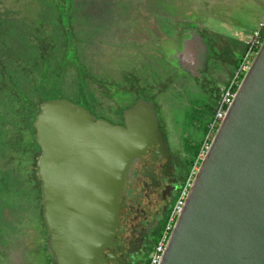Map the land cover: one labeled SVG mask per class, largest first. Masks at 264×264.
I'll use <instances>...</instances> for the list:
<instances>
[{"label": "water", "instance_id": "95a60500", "mask_svg": "<svg viewBox=\"0 0 264 264\" xmlns=\"http://www.w3.org/2000/svg\"><path fill=\"white\" fill-rule=\"evenodd\" d=\"M121 119L113 125L65 98L38 106L35 177L53 264H100L113 243L125 183L159 134L154 107L144 99ZM159 264H264V39L199 165Z\"/></svg>", "mask_w": 264, "mask_h": 264}, {"label": "rangeland", "instance_id": "374dc122", "mask_svg": "<svg viewBox=\"0 0 264 264\" xmlns=\"http://www.w3.org/2000/svg\"><path fill=\"white\" fill-rule=\"evenodd\" d=\"M53 1L0 0V17L5 20L8 18L17 19L16 30L7 40L12 54L10 59L13 60L9 65L11 71L14 74H23L21 69L17 67V59L22 58L21 52L26 46L35 50V47L30 45V41L23 38L25 35H29L35 41L38 32L37 30L33 31L34 24V27L39 24L43 32L51 38L54 46L53 58L56 63L60 61L64 52L66 36L63 32L66 29L71 30L76 40L75 58L83 72L90 76V78L85 79L86 91L95 96L98 111L107 112L109 107H115V104L105 96L106 89L102 83H108L106 79H109L110 84L115 85L118 91H122V87L130 91L131 86L135 84L141 88L146 86L145 93L148 95L149 91V94L154 97L161 108L170 140L175 149L178 150L176 155L180 157L179 161L182 160L187 167L189 159L192 156L195 159L197 156L207 134L206 126L213 116L212 112L207 118L209 120L202 124L203 128L191 124L200 119L197 108L205 103V99L216 97V93L213 91L214 82L211 80L213 78L211 72L202 73L205 82L201 83L197 80L196 86L201 90V93L195 94L192 88L196 83L188 76L167 66L163 61L161 50L167 48V45L165 39L161 41L160 38L165 34L173 37L175 31L173 27L167 25L168 23H163V28L158 29H154L155 27L150 25H139L136 26L137 28H133L134 30L125 28L129 20L134 19L132 22L142 20L140 14L143 10L140 11V6L146 0L65 1L64 9L68 6L65 10L68 17L63 19L65 28H61L63 24L62 26L59 24V10ZM260 1L228 0L225 5L221 4L222 1L212 3L213 6L211 7L214 9L209 12L210 14L218 13L221 17L226 18L227 16L229 20L233 21V23L222 24L217 22L216 29H214L215 24L211 23L215 37L220 38L218 33H222L221 38L223 39L211 42L209 50L214 57L213 63L216 67L225 61L228 79L238 64V61L236 63L230 61L228 55L233 46L232 33L234 31L248 32L257 28L259 22L263 20V2L260 3ZM217 5L219 6L216 7ZM132 6L136 10L132 9ZM225 7H228L229 10L224 14ZM9 26L10 24H6L3 29ZM143 28L147 30V33L141 30ZM138 50L139 54H137ZM34 58L35 55L33 54V57L28 61L29 67L33 66ZM217 60L219 62H216ZM139 64H142L144 68L143 74H141L143 78L137 73ZM31 70L36 76L38 68ZM75 72L74 66L68 67L65 85L59 90L57 89L54 94L57 98H65L71 102L77 101V96L80 94L75 89ZM126 77H128L127 81L124 80ZM130 78L136 81L133 82V85ZM26 79L21 84L23 93L30 99L36 100L33 85ZM172 93L178 98L177 103H174ZM85 100L90 104L95 102L91 98L85 97ZM180 105L186 106L184 112L181 108L178 109ZM189 124H191L190 129H182ZM8 130L10 131L11 128L8 127ZM195 134L200 135L197 138L196 150L193 152L186 150L185 140L190 141L192 137H195ZM190 147L194 149L196 144L194 143L193 146L190 144ZM5 164L6 161L0 159V166ZM21 187L24 191H29L30 184L24 181ZM18 213L15 216L13 213H9V210H3L2 219H0V264H43L45 238L32 200H21Z\"/></svg>", "mask_w": 264, "mask_h": 264}, {"label": "flooded vegetation", "instance_id": "af4514ba", "mask_svg": "<svg viewBox=\"0 0 264 264\" xmlns=\"http://www.w3.org/2000/svg\"><path fill=\"white\" fill-rule=\"evenodd\" d=\"M219 1H222L221 4L225 5L228 0H146L140 6V11L143 10L140 14L142 20L136 22H132L134 19L129 20L125 27L130 30V28L133 29L139 25L158 27L162 26L163 23H168L167 25L173 27L175 29L173 37L165 34L164 37L160 38L161 41L165 39L167 48L170 47L167 50H164L166 48L162 49V51L164 50L162 53L163 61L167 66L176 69L180 74L188 76L196 83L192 88L195 94L201 93V90L196 86L197 82H205L202 73L211 72L213 77L211 80L214 82L213 91L216 93V97L205 99V103L197 108L200 119L191 123L195 126H201V128H203L202 124H205L207 118L214 112L221 89L228 80L225 61L221 62L219 67H216L213 63L215 61L214 57L209 50L211 42L223 39L221 38L222 33H218L221 36L220 38L215 37V31L211 27V23L215 24L214 29H216L217 22L219 24L233 23L227 16L224 18L218 13H214V15L209 13L214 9V7H211L213 6L212 3H218ZM261 2H263L262 13L264 14V0H261ZM131 8L136 10L133 6ZM225 10L224 14L229 10L228 7H225ZM133 24L135 25L133 26ZM141 30L147 33L145 28ZM249 32L234 31L232 33L233 46L228 54L230 61L234 63L239 61L244 51V37ZM198 35L200 39L197 38ZM191 50L195 51L194 54H191ZM137 54H139V50ZM140 60L142 59L140 58ZM143 71L144 68L141 64L137 68V73L141 75ZM141 78H143L142 75ZM124 80L127 81L128 77ZM106 81L108 83H102V86L106 89V98L115 104L114 108L109 107L107 112H99L93 94H80L74 103L82 105L96 118L104 119L113 125H121L122 111L131 107L137 99H144L146 102L152 103L154 107L159 134L134 164L133 171L125 183L118 205L119 226L113 238V243L103 250L99 263L145 264L181 186L186 164L182 160L179 161L180 157L176 155L178 150L175 149L170 140L161 108L154 97L149 94V91L148 95L145 93L146 86L141 88L137 84L133 85V82L136 81L131 79L133 86H131L130 91H127L124 87L121 88L122 91H118L115 85L110 84L109 79H106ZM172 95L174 103H177L178 98L174 93ZM85 97L87 99L91 98L95 102L90 104L85 100ZM180 108L184 112L186 106L180 105L178 109ZM191 124L182 127V129L191 128ZM199 136V134H195V137H192L190 141L185 140L186 150L192 152L196 150ZM194 143L196 147L191 149L190 144L193 146ZM43 264H53L45 247Z\"/></svg>", "mask_w": 264, "mask_h": 264}, {"label": "trees", "instance_id": "16d2710c", "mask_svg": "<svg viewBox=\"0 0 264 264\" xmlns=\"http://www.w3.org/2000/svg\"><path fill=\"white\" fill-rule=\"evenodd\" d=\"M65 1L68 0L53 1L59 10V24L61 26L63 24L61 28H65L63 19L68 17L65 14L68 6L64 9ZM3 21H5L4 24ZM6 24H10V26L3 29ZM16 25L17 19L8 18L5 20L0 17V159L6 161L4 166H0V219H2L4 209L16 216L19 214L21 200H32L33 207L40 219L42 234L45 235L39 204L38 181L35 177L36 161L40 150L33 138L32 121L41 102L57 98L54 94L57 89L59 90L65 85L69 66L75 67V89L81 95H90L86 91L85 85V79L90 76L83 72L82 67L76 61L74 52L76 40L72 31L66 29L63 32L66 36L64 52L60 61L56 63L53 58L52 40L43 32L39 24H36L37 27H34L35 24L32 25L33 31L37 30L38 32L35 41L32 40V36L25 35L23 37L30 41V45H33L35 50L29 46L22 50L23 55H21L22 58L17 59V67L23 74H14L9 67L13 60L10 59L12 54L7 40L16 30ZM33 54L35 55L33 66L29 67L28 61L33 57ZM34 68H38L36 76L31 70ZM26 78L33 85L36 100L30 99L23 93L21 84ZM8 127L11 128V132ZM193 161L192 156L184 171V177L188 174ZM24 181L30 184L29 191H24L21 187Z\"/></svg>", "mask_w": 264, "mask_h": 264}, {"label": "built area", "instance_id": "2783aa9c", "mask_svg": "<svg viewBox=\"0 0 264 264\" xmlns=\"http://www.w3.org/2000/svg\"><path fill=\"white\" fill-rule=\"evenodd\" d=\"M264 39V14L263 20H261L254 30L247 33L243 40L244 51L238 61V64L229 77L224 87L221 89L219 98L216 102V107L213 112V116L206 126V137L200 147V150L195 157L188 174L183 178L181 186L177 192L175 200L170 207L162 229L156 239V242L149 252L146 264H159L162 253L169 239L170 233L174 227L175 221L179 216L185 200L188 196L189 190L192 186L194 177L198 171L199 165L208 151L211 140L213 139L215 132L223 120L226 110L229 107L231 101L234 98L235 92L243 78L248 71L251 62L256 55L262 41Z\"/></svg>", "mask_w": 264, "mask_h": 264}, {"label": "crops", "instance_id": "0c3cea01", "mask_svg": "<svg viewBox=\"0 0 264 264\" xmlns=\"http://www.w3.org/2000/svg\"><path fill=\"white\" fill-rule=\"evenodd\" d=\"M160 27H162V26L155 27L154 29H158V28H160ZM162 28H163V27H162ZM163 37H164V36H163ZM168 48H170V47H168ZM168 48H166V49H164V50H167ZM164 50H163V51L161 50L162 53L164 52ZM194 52H195V51H194ZM191 53L194 54V53H193V50H191Z\"/></svg>", "mask_w": 264, "mask_h": 264}]
</instances>
